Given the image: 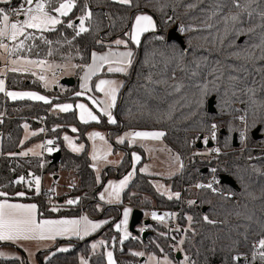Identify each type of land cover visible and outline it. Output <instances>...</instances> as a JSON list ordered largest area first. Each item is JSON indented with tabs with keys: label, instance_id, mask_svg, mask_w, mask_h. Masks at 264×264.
<instances>
[{
	"label": "trees",
	"instance_id": "1",
	"mask_svg": "<svg viewBox=\"0 0 264 264\" xmlns=\"http://www.w3.org/2000/svg\"><path fill=\"white\" fill-rule=\"evenodd\" d=\"M21 2L12 0L10 6L16 7ZM85 4L93 17L91 22H86V26L90 23L89 31L76 37L75 29L67 28L66 24L71 21L78 26L76 18ZM251 7L255 9L252 17L244 13L243 23L238 27H251L255 31L237 36L234 32L227 35L224 32L221 15L227 14L228 7L221 15H211L214 0H132L131 6L119 5L112 0H77V7L69 16L61 18L64 23L57 26L56 31L44 33L53 41L52 45L37 40L38 47L20 54L34 60L71 63L76 66L74 84L55 95L24 79L23 73L8 71V91L35 90L48 97L50 103L27 99L7 101L0 93V116L5 115L0 119V191L8 194V201L36 204L38 219L77 217L86 212L93 219L108 221L87 238L57 240L51 249L38 253L40 264H77L82 255L89 264H106L103 254L106 247L112 249L116 264H131L138 260L132 252L144 250L157 256H170L172 247L167 250L166 244L174 245L179 240H184L180 248L189 258L188 264H242V258L252 252L253 243L264 237V59L259 58L260 49L252 47L260 44V36L264 33V28L258 27L264 24L259 15L264 10V0ZM138 13L152 16L156 31L143 35L140 45L134 46L125 34L130 32L133 16ZM180 26L184 29L180 34L184 49L179 43L166 40V33ZM118 38L128 41L134 57L112 111L117 123L109 124L102 117L99 123L84 124L78 121L75 110L51 113L49 110L53 105L73 102L77 98L73 94L78 91L77 82L83 70L80 66L89 64L93 52L125 48L115 45ZM249 53L254 56L249 58ZM205 88L207 95H202ZM210 98H214V114L207 112ZM238 117L245 121L244 150L233 148L232 138L238 136L241 128ZM32 119H44L47 135L55 140L56 151L60 153L58 162L52 163L51 155H47L41 167L40 157L18 155V150L23 147L22 125L34 122ZM212 124L217 125L216 146L223 152L211 160H188L179 175L164 180L174 192L179 191V185L186 188L180 201L157 193L151 177L138 171L123 192L122 204L131 205L132 209L176 212L179 231L172 229L171 234L161 238L156 235L160 226L152 221L147 229L150 234L144 241L140 238L142 243L136 237L120 243V235L114 226L120 221L121 206H104L102 211L94 207L101 186L91 168L87 145L81 154H72L64 148L61 138L73 127L77 129L74 133L77 141L82 143H86L85 134L92 127L107 131L113 150H123L124 157L116 168L102 172L104 182L130 170V153L137 149L119 147L115 141L124 131L161 130L165 133V143L187 160L197 150L198 134L207 132ZM256 128H259L260 138L254 140L251 133ZM36 137H31L28 142L36 141ZM143 161L142 155L141 163ZM58 171L78 178V186L72 188L71 194L85 199L56 212L50 210L40 195L32 189L27 190L26 184L15 183L20 176L31 180L29 173L41 177ZM220 175L230 177L236 187L217 183L213 188L189 191L195 183L206 181L208 184ZM19 192H24L25 196H17ZM4 199L0 197V200ZM190 200L193 203H189ZM186 216L192 217L188 228H185ZM105 235H109L106 245L91 253V242ZM64 242L71 243V248L66 252L57 251L58 245ZM3 246L11 245L0 242V247ZM23 260L0 258V264H21Z\"/></svg>",
	"mask_w": 264,
	"mask_h": 264
},
{
	"label": "snow or ice",
	"instance_id": "2",
	"mask_svg": "<svg viewBox=\"0 0 264 264\" xmlns=\"http://www.w3.org/2000/svg\"><path fill=\"white\" fill-rule=\"evenodd\" d=\"M113 3L125 6H131L132 0H112ZM203 2V0H200ZM261 0H214L215 8L212 11V16H218L223 13L224 8L228 7L229 10L227 14L221 15L222 23L224 24L225 35L229 33H235L239 36L244 33L254 32V28L244 29L238 27L242 24V16L244 13H247L248 17L251 18L255 9H252L253 4L259 5ZM34 0H22V2L16 7H5L6 5H12V0H0V50H3L9 56H15L14 59H9L7 63L11 65L8 67L10 72H21V73H31L33 76H38V79L44 81L47 86V78L44 74L48 71H52L55 67L46 60L43 59H29L27 56H21L20 54L27 50L31 52L33 48L38 47L35 44V41L39 40L45 45H52L53 41L45 37L44 33L53 32L57 30V26L64 23L61 19L62 17H68L69 14L77 7V0H36L35 5ZM230 5V7H229ZM191 7V6H190ZM235 10V11H233ZM261 20H264V10L259 12ZM23 17V19H20ZM93 13L88 10V5L85 4L81 8V15L76 19L79 21L78 26L74 22H67L66 27L69 29H75V36L78 37L82 33L89 31V26H86V22H91ZM12 18V19H10ZM211 18V17H210ZM258 27L264 28V24L258 25ZM34 30V31H29ZM156 24L153 20V17L147 14H138L134 18V23L130 29V32L125 35L128 36L132 44L139 46L141 43V36L148 32H155ZM184 29L181 28V31ZM22 37V39H21ZM157 39H162V37L157 36ZM5 41H10L12 47L9 48L8 43ZM32 42V43H29ZM59 43V41H56ZM69 44L72 43L71 40L67 41ZM116 46L123 45L126 51L113 52L109 51L103 55H98L96 52L91 54V64L81 65L84 69V74L81 77L83 84L81 85L82 91L77 92V96H83L85 93L91 92L93 89L89 86V81L97 73H99L105 65H107L108 73H125L127 69L132 65L134 53L128 48V41L118 38L114 41ZM254 48H259L261 51L260 59H264V33L260 36V44L253 45ZM248 51V49H245ZM38 55V53H37ZM48 55L51 56L52 52L49 51ZM238 55V54H237ZM254 56L253 53H249V58ZM2 58V57H0ZM76 67V66H73ZM34 68H39L40 73L38 74L34 71ZM55 75V73H53ZM3 76V71L0 70V77ZM95 91L103 93L104 99L98 100L95 96H88L87 98L91 101V104L98 108L101 117L106 116L109 124H116L117 121L113 118L111 109L115 107L117 101V93L119 88L122 87V84L118 83L116 80L111 79H100L98 83L95 84ZM251 91V90H250ZM0 92H3L7 97H10L13 100H38L43 101L44 103H50V101L42 95H38L35 92H15L7 91L5 89V81L0 78ZM202 95H207V89L202 90ZM203 102V100L201 101ZM76 107L80 110L79 119L81 123L88 124L91 121L97 123L100 122V117L95 115L92 110L89 109L83 103H79ZM60 112H68L72 109L71 104H63L57 106ZM243 119V118H242ZM25 125V129H27ZM211 138L216 139V129L217 125H211ZM41 132L44 129H40ZM55 131V129H53ZM72 132H77V129L73 127ZM31 135H37L36 132H32ZM243 136V133H241ZM165 136L163 131H133L125 134L124 137L118 139V143L123 144L125 140L129 144H135L139 141H159ZM27 139V137H25ZM67 142L68 147L73 152H81L84 149V145L80 144L77 146L74 141L67 135L63 137ZM89 139L95 140L100 139L104 140V136L99 132H92L89 134ZM55 141L47 140L46 145H53ZM204 143L207 144L208 140L205 139ZM45 144L37 145L39 148H45ZM46 150L51 153L54 151L52 147H47ZM58 150V149H55ZM214 151L218 152L219 149ZM29 152H32L33 155H38L34 149H29L28 152H22L21 156H27ZM111 154V149L109 148L108 152L104 155H98L94 150L92 154V160L94 162L103 160L107 162V156ZM14 155V154H13ZM133 162L138 163L140 157L136 154L132 156ZM177 161L180 160L179 156L175 157ZM94 168L97 167L96 163L92 165ZM180 167H183V164H180ZM98 170V169H97ZM146 171V169H145ZM216 170L213 169V172ZM134 172H130L123 180L118 184L109 183L108 187L105 188L104 192L109 193L108 201L112 202L113 196L118 200L120 192L128 185L132 179ZM29 176L32 177L31 180H26L24 176H20L18 180L15 181L16 184L24 183L30 188L34 186V190L37 195L41 192V177L34 176L32 173H29ZM97 182L99 183V177H97ZM217 182V181H214ZM198 188H213V184L209 183L207 185L198 184ZM111 190V192H109ZM215 191V189H213ZM163 194V193H162ZM168 198L172 199L173 194L168 192ZM19 197H24V192H19L16 194ZM175 198L180 199V193L177 192L174 194ZM8 194L0 191V197H5L4 200L0 201V242H12L17 243L20 241L27 240H49L55 241L58 237L60 238H71L73 236L83 239L85 236L90 235L92 232L103 227L104 224H107L108 221L103 222H92L87 216H82L79 219H37V205L32 204H23V203H9L7 199ZM101 200H105V194L101 193ZM79 202L78 199L67 200L68 205H74ZM193 203V202H189ZM52 212H56L59 209L53 206L50 209ZM131 212L130 208H125L124 218L121 223L115 225V228L118 232H123V237L120 240V243H123L124 240L129 238V232L127 229L128 225V216ZM154 220H158L162 223L165 222L166 217H174L175 213H165L164 215H157L155 212L152 214ZM189 221L192 220V217H187ZM207 220V217H205ZM179 231V229H176ZM162 235H164L162 233ZM115 239V238H113ZM104 240H100L98 243H93L91 248L93 252L103 245H105ZM179 245L184 244V240L178 241ZM254 248H257V251L253 252V260L256 259L257 254L262 262H264V237L259 239ZM182 250V249H178ZM59 251L65 252L68 251L67 248H60ZM131 255L143 257L145 256L144 252H132ZM0 256H6L5 253L0 252ZM234 259H239L235 257ZM148 264H172V261L165 256L162 260L156 257L155 255H149ZM185 264H188L189 258L184 257ZM80 264H88V260L81 258ZM107 264H116V261L113 259V253L111 251L107 252Z\"/></svg>",
	"mask_w": 264,
	"mask_h": 264
},
{
	"label": "rangeland",
	"instance_id": "3",
	"mask_svg": "<svg viewBox=\"0 0 264 264\" xmlns=\"http://www.w3.org/2000/svg\"><path fill=\"white\" fill-rule=\"evenodd\" d=\"M35 2L36 1H34L33 6L35 5ZM138 14H146V13H138ZM138 14H135L133 16V19H132V22H131V27H132V25L134 23L135 16L138 15ZM147 15H149V14H147ZM20 19H23V17H20ZM154 22H155V20H154ZM155 24H156V22H155ZM181 28H182L181 26L178 28V30L180 31V34H182V32H183V31H181ZM32 31H34V30H32ZM148 33H153V32H148ZM148 33H145V34H148ZM145 34H143V35H145ZM143 35L141 36V40H142ZM5 43H8L9 48L12 47V43L10 41H6ZM134 46H137V45H134ZM0 57H2V58H0V70L3 71V76L0 77V78L4 79V81H5V75H6V72H8L7 69H8V67L11 66V65H9L7 63V61L9 59H14V58H13V56H9L3 50H0ZM49 63L52 64V65H54L55 67L53 68L52 71H48L46 73H42L47 78V86H46V84H45L44 81H41L42 87L46 91L52 92L55 95H57V93H63V92H65V90H63V89H65L66 86L65 87H63V85L60 86V83H62V81H64L65 79L68 78V76L70 75V73L73 71V68H74L73 65L71 63H69V62H65V63L49 62ZM130 67L127 69L126 74L128 73ZM56 69L60 70V73L57 74L56 73ZM33 70L36 71L38 74H41L39 68H34ZM82 72H81V75L83 76L84 71L82 70ZM100 72H101L100 75L93 76V77H95V79H93V77H92L91 80L89 81V86L93 89L91 92L85 93V95L81 96V98H80V96H76L77 98H75L73 100V102L64 103V104H71L72 105V109L75 110L76 115H77V119H78L79 122H81L80 119H79V112H80V110L76 107V105L79 104V103L85 104L86 106L89 107L90 110L93 111V113L95 115H97L98 117H100V119L102 118L101 117V114H100V112L98 110V108L95 107V106H93L91 104V101L87 98L88 96H95L98 100H103L105 98L104 95H103V93H100V92H96L95 91V87H94L95 84L98 83L100 79L116 80L118 83L122 84L124 82V77L123 76L126 75L125 73H118L119 75L116 74V73H112L114 75H109L111 73H108L107 72V65H105L104 68ZM53 73H55V75H53ZM23 74H24V76H23L24 79H27V80L32 81L33 83L39 84L38 82H35V80L34 81L32 80L33 79V76H30L29 73H23ZM81 75H80V77L78 79L79 80L78 81V83H79L78 90L79 91H82L81 85L83 84V80L81 79V77H82ZM35 77L37 78L38 76H35ZM55 88H58L60 90L53 91V89H55ZM120 88H119V91H120ZM5 89H6V81H5ZM60 91H62V92H60ZM119 91H118V93H119ZM16 92H35L38 95L44 96L43 94H41V93H39V92H37L35 90H21V91H16ZM0 93L1 94H4L3 92H0ZM118 93H117V97H118ZM47 99L49 100L48 97H47ZM22 100H24V99H22ZM27 100H29V99H27ZM7 101H10V100L7 99ZM30 101H38V100H30ZM58 105H63V104H57V106ZM57 106H56L55 109L54 108L52 109V107H51L49 111L51 113H53V114L62 113V112H60L58 110ZM111 111H113V108L111 109ZM103 117L107 121V117L106 116H103ZM242 118L243 117H240V118L238 117L239 120L242 119ZM40 120H42L44 122V119H40ZM89 123H97V122L91 121ZM239 124H240V127H241L240 130H239L240 131L239 133H241V131L245 128V125L243 126L241 120L239 121ZM25 125L28 126L27 129H25ZM22 127H23V134H22V139H21V145L23 147L18 150V155L21 156L20 154L22 152H28L29 149H34V151L36 153H38V155H33L32 152H29V154L27 156H21V157H40V148L37 147V145H40V139H41V136L39 137V135H40V126L37 125L35 122L28 121V123L27 122L23 123ZM71 129H70V131H71ZM101 130L102 129H99L97 127L90 128L87 131V133L85 134V142L86 143L78 142L76 136L74 135L75 132H72V131L71 132H65L61 136L62 137L63 146H64V148L66 150H68L72 154L79 155V154H81L85 150V146L87 145V154H88V157H89L90 161H92V164L96 163V165H97L96 168L93 167L94 170H95V172H96V174H97V177H99V183L97 182V184L101 186L100 191L96 194L97 203L95 204L94 207L98 211H100L102 209V207H104V206H106V207L113 206V205L121 206V208H122L121 209V218H120V221L118 223H121V221L124 218V215L123 214H124L125 208H130L131 209V212L129 213V216H128V225H127V229H128L129 234H130L129 235V238L136 237L141 242V239H140L141 238V232L148 231L150 229V227L147 226V228H146L143 225V223H140L135 228L136 233L134 235H132V233L129 231V222H130L131 213H132L133 209H132V206L131 205L122 204L123 192L125 191V189H126L127 186L120 192L119 199L118 200L113 196L111 203L107 202L108 201V198H109V193H105L104 192L105 188L108 187L109 183L118 184L130 172H134V174L136 173V169L138 168V165H139V163H140L141 160H139L138 163H135L134 164L133 159H132V156H133V154H136L138 156L140 154L137 151H131V153H130V156H131V167H130V170L127 173L122 174L119 177L111 176L106 181L103 182V180H102V172L105 171L107 168L114 167L113 165L115 164L116 161L119 160L118 159V156L120 154L117 151H114L113 148L110 147V145L107 142L108 140L105 138V136L101 132ZM244 130L246 131V128ZM157 131H161V130H157ZM32 132H36L37 135H34V136L31 135ZM92 132H99V133H101V135L104 136V140L101 141L100 139H95V140L89 139V134L92 133ZM203 133H206V132H203ZM239 133H238V135H239ZM46 134H47V130H46ZM65 135L69 136L74 141V143L77 146H79L80 144H83L84 145V149L81 152H78V153L77 152H73L68 147L67 142L63 139V137ZM35 136H37L35 138L36 141H33V142H30L29 143L28 142L29 139L31 137H35ZM25 137H27V139ZM46 138L48 140H50L49 137H48V135H46ZM211 140H212V143L214 144V146L212 148H209V149L206 148L205 147V144L203 142V148L200 149V150L197 149L196 151H194L192 154H190V156H189V158L187 160H183L175 150H173L171 147H169L165 143L171 150H173L176 153L177 156H179V158L181 159L182 164H183V167L181 168V171L179 173L173 175V177L176 176V175H179L182 172V170L184 169V166H185V162L188 161V160L189 161H192V159H194V158H199V159H203V160H211L215 156H218L219 154H221L223 151L219 147L216 146V140H213L212 138H211ZM163 141H164V138H163ZM118 146L119 147L126 148V149H127V147H129L127 144H118ZM109 148H111L112 150H111V154L107 156V162H105L103 160L94 162L92 160V154H93V151L94 150L97 152L98 155H101L102 156V155H104L105 153L108 152ZM136 149L138 151H140V148L139 147H136ZM215 149H219V151L216 152V151H214ZM118 163L120 164L121 161H118ZM97 177H96V179H97ZM171 178H166V179H171ZM166 179H164V180H166ZM198 184L207 185L206 184V181H199V182L195 183L193 186H191V188H189L190 189L189 191L191 192V191H195V190L200 189V188L196 187V185H198ZM76 186H78V178L76 176H74L73 174L68 173V172L58 171L57 173H46V174L41 175V191H43V193H48L51 196H55L58 199H65V198H67L69 196H73V200L78 199L79 201H81L83 198L85 199L84 196L83 197H81V196H77L76 197L75 195H72L71 194L72 188L73 187H76ZM26 189L27 190H31L32 189L35 192L34 186H32L30 188L28 185H26ZM185 189L186 188L184 186L179 185V191L178 192L180 193V198L182 197V193H183V191H185ZM109 192H111V190H109ZM101 193H104L105 194V200H101L100 199ZM86 199H88L90 201V198H86ZM178 200L180 201V199H178ZM49 206H50V208L53 207L52 204H49ZM66 206H69V205L67 204V200H64V203L58 204L55 207H57L58 209H61V208H65ZM142 212H143V220H149L150 222L155 221L156 223H158V225L160 227L157 228L158 231L156 230V235L159 236V237H161V238L162 237H165V236H168L169 234H171L172 233V229H174V230L180 229V227L177 225L176 215L174 217H166L165 222L162 223V222H160L158 220H154L152 218V215L151 214L153 212H155L154 210H144ZM155 213L157 214V212H155ZM164 214L165 213H161V214H157V215H164ZM175 214H176V212H175ZM82 216H87L94 223L105 221V219H93L86 212L82 213L81 215H79L77 217H59V218H47V219H79ZM187 217H189V216H186V219H187ZM190 222L191 221H189L187 219V222L185 223L186 224L185 225L186 226L185 228H188L190 226ZM98 230H96V231H98ZM114 230L117 231L116 228H115V226H114ZM95 232H92L90 235L85 236L84 238H87V237L93 235ZM118 233L120 235V239H122L123 232L121 231V232H118ZM162 233L164 235H162ZM106 238L108 239L109 238V235H105L102 238L96 239L95 241L91 242V244H90V251H91V253L98 252L100 250V248L102 247L101 246V247L97 248L95 250V252H93V250L91 248V245L93 243H98L100 240H104L106 242V240H107ZM70 239H79V238L73 236L71 238H60V237H58L55 241H49V240H44V241H41V240H27V241H20V242H17V243L9 242V244L11 246H3V247H0V252L6 254V256H0V258L1 259H18V260H20V259L23 258L24 260H23V262L21 264H40L39 263V260H38V253L44 252V251H47V250L51 249L54 246V244L56 243L57 240H61V241L66 240V241H69ZM105 245H106V243H105ZM71 246L72 245L69 242L61 243V244L58 245L57 251H59L60 248H67L69 250L71 248ZM170 247H172V249H170ZM166 248H167V250H169V249L171 250L170 256H167V255H163V256H157V255H155V256L158 257L161 260L165 256H167L172 261V264H185V260H184V257L185 256H184L182 250H178V249H181L180 248V245L178 244V242L176 244H174V245H171V243L166 244ZM108 251H111L112 252V249L111 248H107V247L103 249V254H104V258H105L106 264H107V252ZM135 252H144L145 253V256H143V257L136 256L138 260H136L135 262H133L131 264H148V260H147L148 256L149 255H154L152 253H146L144 250H137ZM178 253L180 254V258L179 259H176L175 258V255L178 254ZM82 257L85 258V259H87L85 256L82 255V256L79 257V261H78L77 264H80V261H81V258ZM46 258H47V256L44 257V260ZM113 259H114V257H113Z\"/></svg>",
	"mask_w": 264,
	"mask_h": 264
},
{
	"label": "crops",
	"instance_id": "4",
	"mask_svg": "<svg viewBox=\"0 0 264 264\" xmlns=\"http://www.w3.org/2000/svg\"><path fill=\"white\" fill-rule=\"evenodd\" d=\"M34 1H36V0H34ZM126 50H128V49L121 47V48H112V49L104 51V52H96V53L98 55H103V54H105V53H107L109 51L120 52V51H126ZM89 64H91V60H90ZM130 69H131V67H130ZM130 69H129V71H128V73L126 75H124V76L122 75V76L123 77L127 76L129 74V72H130ZM56 70H58V69H56ZM83 71H84V69H83ZM7 73L8 72H6V75H7ZM100 73L101 72L97 73V75H100ZM29 74H30V76H33L31 73H29ZM116 74H118V73H116ZM6 75H5V81H6ZM74 75H75V67L73 68V71L70 73V75L68 76L67 79H71V78L73 79ZM109 75H114V74L111 73ZM93 79H95V77H93ZM32 80L33 81L35 80V82H38L39 85L42 87L41 80H39L38 77L36 78L35 76H33ZM78 85H79V83H78ZM122 85H123V83H122ZM60 86H62L61 83H60ZM63 87H65V85H63ZM66 88H67V86L63 90H66ZM57 90H60V89H58V88L53 89V91H57ZM60 92H62V91H60ZM77 92H80V91L78 90ZM76 93L73 94V95L77 96ZM4 96H5L6 99H9L10 101H16V100L10 99L5 94H4ZM80 98H81V96H80ZM49 101H50V99H49ZM35 102L44 103L43 101H35ZM56 106L57 105H53L52 109L53 108L55 109ZM71 110H74V109H71ZM62 113H65V112H62ZM133 131H157V130H133V129L127 130V131H124L123 133H121L119 136L116 137V139H115L116 143L120 144V143L117 142L118 139L120 137H124L126 133L133 132ZM101 132L104 134L105 138L107 139V131L101 130ZM107 142L110 145V147L113 148V146L109 143V141H107ZM123 144H127L131 148H136V147L140 148V152L137 151V150H134V151L139 152V154H140L139 157H140L141 161H142V155H143L144 161L142 163L140 161L141 165H138V168L136 169V171L151 177V184H152L153 188L155 189V191L157 193L161 194L162 196L166 197V198H168V194L167 193L170 192V193L173 194V198L172 199H176L174 194L177 193V192L172 191L170 184L165 183L164 179L171 178V177H173V175L179 173L181 171L180 164L182 163V161H181V159L179 161H177L175 159V157H177L176 153L173 150H171L165 144V142L163 141V138H161V140H159V141H153V140L139 141L138 140L135 144H129V142L127 140H125V143H123ZM117 152L120 154L118 156V159H119L118 161H122V159L124 157V151L121 150V149H118ZM118 161H116L115 164L113 165L114 167H111V168H116L117 165L119 164ZM90 162H91V168H92V170H93V172L95 174V177H97V174H96V172H95V170H94V168L92 166L93 165L92 161H90ZM145 169H146V171H145ZM134 176H135V174L133 175V177L130 180V182L133 180ZM96 181H97V179H96ZM129 183H128V185H129ZM0 201H2V200H0ZM8 202L9 203H23V202H15V201H8ZM23 204H32V203H23ZM155 212H157V214H161V213H175V212H170V211H155ZM4 243H9V242H4Z\"/></svg>",
	"mask_w": 264,
	"mask_h": 264
},
{
	"label": "water",
	"instance_id": "5",
	"mask_svg": "<svg viewBox=\"0 0 264 264\" xmlns=\"http://www.w3.org/2000/svg\"><path fill=\"white\" fill-rule=\"evenodd\" d=\"M166 40L168 42L170 41H175L177 43L180 44V46L182 47V49H184V43H183V39L181 37V35L178 33V29L177 27H173L172 29H170L167 33H166ZM62 85H65L67 87H70L74 84L73 79H65L64 81H62L61 83ZM207 112L209 114H214L216 112L215 107H214V98H210L208 103H207ZM259 133V128H256L252 133V137L254 140H257L260 138V136L258 135ZM202 139L200 138L199 142L196 145V149L200 150L203 148V143L201 141ZM232 142H233V148H238L239 144L237 142V136L234 135L232 138ZM214 146V144L212 142H208L207 144H205L206 148H212ZM60 158V153L58 151H56L55 153H53L51 155V159H52V163H56L59 161ZM219 183L223 184V185H227L230 186L232 188H235L236 185L234 183V181L228 177L227 175H220L219 176ZM143 223V225L145 227L149 226L150 221L149 220H143V212L139 209H133L132 213H131V218H130V222H129V231L132 233V235H134L136 233L135 228L140 224ZM150 233L148 231H143L141 232V239L144 241L147 236ZM176 259L180 258V254H176L175 255Z\"/></svg>",
	"mask_w": 264,
	"mask_h": 264
},
{
	"label": "built area",
	"instance_id": "6",
	"mask_svg": "<svg viewBox=\"0 0 264 264\" xmlns=\"http://www.w3.org/2000/svg\"><path fill=\"white\" fill-rule=\"evenodd\" d=\"M11 7V6H9ZM12 19V18H10ZM178 33L180 34V31L178 30ZM6 42V41H5ZM60 71L59 70H56V73L58 74ZM4 113L3 115L0 116V119L1 118H4ZM36 124H38L40 126V129H44L43 132L40 131V136H41V139H40V145L41 144H45L46 145V141L48 140L46 138V128H45V125L43 124V121L38 119V120H34L32 119ZM243 126L245 125V121H244V118L243 119H240ZM245 129V128H244ZM242 130L241 133H243V136L241 135V133H239V135L237 136V142L239 144L238 148L241 147L240 149L241 150H244L246 148V138H247V135H246V131L245 130ZM211 127L209 128V131L206 132V133H203V134H198V137L199 139L201 138L202 140V143L204 142L205 139L208 140V142H212L211 140ZM50 140H53L55 141L54 139H50ZM240 142V143H239ZM205 144V143H204ZM47 147H52L54 149L53 152L49 153L46 148ZM56 146H55V143L53 145H46L45 148H40V160H41V167L43 166L44 164V158L47 156V155H52L53 153L56 152ZM214 181H217V182H214ZM209 183H212L213 185L214 184H217L219 183V179H211L209 180L208 184ZM46 203L48 204H52L53 206H57L58 204H61V203H64V200H69V199H73V196H69L65 199H58L57 197L55 196H51L49 195L48 193H43V191L40 192L39 194ZM77 197V196H76ZM254 244H256V242L253 243L252 245V252L245 255L243 258H242V264H264V262H262L259 258V255L257 254V257L255 260H253V252L254 251H257V248H254ZM261 251H264V250H261Z\"/></svg>",
	"mask_w": 264,
	"mask_h": 264
}]
</instances>
